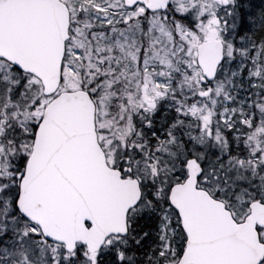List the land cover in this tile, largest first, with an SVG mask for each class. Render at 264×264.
Masks as SVG:
<instances>
[{
    "label": "snow or ice",
    "instance_id": "1",
    "mask_svg": "<svg viewBox=\"0 0 264 264\" xmlns=\"http://www.w3.org/2000/svg\"><path fill=\"white\" fill-rule=\"evenodd\" d=\"M0 264H264V0H0Z\"/></svg>",
    "mask_w": 264,
    "mask_h": 264
}]
</instances>
